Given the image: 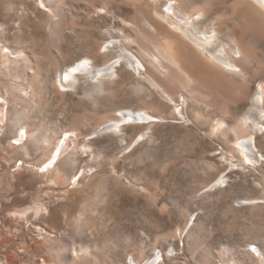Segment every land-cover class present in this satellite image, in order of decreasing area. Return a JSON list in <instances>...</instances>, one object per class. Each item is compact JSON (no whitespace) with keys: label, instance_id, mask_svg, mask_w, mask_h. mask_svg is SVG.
<instances>
[{"label":"rangeland","instance_id":"obj_1","mask_svg":"<svg viewBox=\"0 0 264 264\" xmlns=\"http://www.w3.org/2000/svg\"><path fill=\"white\" fill-rule=\"evenodd\" d=\"M173 1L186 14L205 7L216 28L233 22L230 37L241 40L232 1ZM168 4L0 0V264H145L159 251L157 264H264V118L259 160L246 161L235 145L250 133L235 125L264 69L242 62L240 76L203 57L156 17ZM161 50L177 73L155 67ZM124 51L138 71L122 58L110 74L57 83L83 58L101 67ZM125 109L158 121L93 133ZM21 127L27 139L17 145ZM245 200L254 202L238 204Z\"/></svg>","mask_w":264,"mask_h":264},{"label":"bare ground","instance_id":"obj_2","mask_svg":"<svg viewBox=\"0 0 264 264\" xmlns=\"http://www.w3.org/2000/svg\"><path fill=\"white\" fill-rule=\"evenodd\" d=\"M230 1H232L233 5L235 6L236 12L242 17L239 26L241 39L239 41H237L235 38H231L232 34L236 33L237 31L236 24L232 22L230 28H216L214 24V22H216V19H211L212 17L210 18V11L205 7L198 6L194 8L190 13L186 14L178 11V4L176 1L169 0L168 12H156L155 15L158 19L164 21V23L169 27V29L171 28L172 30L179 33L180 37L190 43L191 46H193V48L195 49V51L200 53L203 57L208 54L207 56H209L214 62L218 63L226 71L232 74L240 76L243 75L244 70L242 62H251L252 64L256 63L258 67L264 69V0ZM40 3L42 4V2ZM203 19L209 21L211 26L209 25L205 26L204 28H200L199 23ZM149 24L148 26H150L151 30H154V28H152L153 24ZM221 36H224L226 38L227 44L224 43L225 45L219 46L218 48L217 42ZM259 50H261V54L259 57H256ZM122 55L123 57H119L115 60H112L111 62L106 63L101 67H94L90 59L83 58L79 62H77V64L72 65L66 70H64L60 74L57 83L61 88H65L69 84H74L76 82V76L81 73H86L93 76L110 74L114 70L116 63H119L120 59L122 58L127 59V62L133 70H139V67H141L140 62L132 53L124 51V54ZM159 55V60H156V55L155 57L153 56V62L155 64V67L160 71L165 69L164 72L177 73L176 71H174V68H178L177 60L167 50H161L159 52ZM201 69L202 73L204 74L208 72V70L204 66H201L200 70ZM178 77L180 78V76ZM191 81H193V79L190 77V82ZM190 82L187 83L190 84ZM190 86H192V90L195 87H193L192 84ZM190 86H188V89ZM155 87L159 88L158 85H155ZM180 97L181 101H183L184 97L182 94L180 95ZM241 99H243V97H241ZM248 101L249 105L240 120L237 121L235 128H249L250 133H248L246 136L237 139L235 145L240 150L239 152H241L246 161H252L259 160V158L261 157V154L259 153L255 144V135L258 134L261 131V128L263 127L262 119L264 118V83L262 81L257 84L254 95ZM179 105L177 104L174 110L175 114L178 116L181 115V107ZM156 121H158L156 117L148 114L145 111H133L125 109L118 112L117 120H111L102 124L93 133L95 135L105 133H118L121 130L122 126L128 124H149ZM222 127L223 123H218L214 125L212 130L213 132H216ZM21 131L22 132H20L19 134L22 138L20 139V143L17 145L24 144L27 139V132L25 131V129L21 127ZM145 133L146 132L138 135V137L134 140V144L143 140ZM64 142L65 139H63L62 142L57 145L51 157L43 164L45 168L53 167L57 163ZM225 175L226 172L221 174L215 181L207 185L205 189L210 190L215 187H218L219 185H221V183H224V181L226 180ZM251 202L253 203L254 201L245 200L239 202L238 204L245 205ZM193 221L194 219H192L191 223ZM251 252L255 253V247L251 248ZM161 259L162 258L159 251L156 252L154 257L146 261L145 264H157ZM129 264L136 263L131 258Z\"/></svg>","mask_w":264,"mask_h":264}]
</instances>
